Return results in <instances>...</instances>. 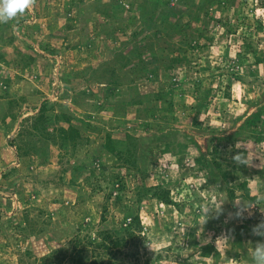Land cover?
I'll use <instances>...</instances> for the list:
<instances>
[{
  "label": "rangeland",
  "instance_id": "374dc122",
  "mask_svg": "<svg viewBox=\"0 0 264 264\" xmlns=\"http://www.w3.org/2000/svg\"><path fill=\"white\" fill-rule=\"evenodd\" d=\"M108 2L36 0L0 23V264H67L68 258L57 263L52 251L70 247L76 236L99 240L105 229L127 236L122 227L136 214L142 232L105 261L147 264L159 251L162 257L150 264H250L252 246L264 240L251 232L264 220V140L250 134L264 130V60L246 49L264 57V0H211L204 20L214 14L212 40L185 47L170 71L179 32L157 38L138 18L134 23L145 0H118L107 12ZM180 31L188 37L192 27ZM238 50L245 54L237 57ZM166 90L171 105L167 95L158 98ZM44 98L51 100L49 130L58 134L54 127L68 125L54 117L66 112L84 136L73 145L58 134L46 155L32 125ZM259 107L258 126L225 140L217 155L233 170L231 183L247 179L256 195L246 200L237 189L232 202L195 163L197 145L209 154L211 134L234 131ZM108 132L117 140L125 132L136 136L137 159L106 151ZM165 140L171 141L166 150ZM179 142L186 143L182 153L175 152ZM157 183L169 187L179 206L144 194L143 186ZM218 203L221 211L205 218V207ZM241 204L250 207L242 214ZM238 224L245 225L243 247L234 238ZM190 231L199 244L212 242L219 257H201Z\"/></svg>",
  "mask_w": 264,
  "mask_h": 264
},
{
  "label": "trees",
  "instance_id": "16d2710c",
  "mask_svg": "<svg viewBox=\"0 0 264 264\" xmlns=\"http://www.w3.org/2000/svg\"><path fill=\"white\" fill-rule=\"evenodd\" d=\"M170 2L171 0H145V2L140 4L139 7L141 13L139 15L140 17H129L130 19L132 17V21H134V23L137 22L138 18L141 27H145L146 30H150L151 33H153L157 38H159L163 34L170 35V33H175L176 30L177 32H179V35L181 36L179 44H174V46L173 43L171 44V46L174 48V51L177 52L176 54H173L174 56H171V64H168L169 71L172 68L170 65H172L173 61L176 60L175 57L179 56V52L184 50L185 47L193 50L198 49L208 43V41L212 40L213 36L209 33V29L212 26L209 21L214 18V14H212L210 16L211 19L208 18L207 22L204 20L205 13H209L208 10L211 0H199L198 8L196 5L197 9L192 6V4L197 2L196 0H176L175 4H170ZM220 3L221 2L218 1V4ZM115 5H119L118 0H110V2H108L107 4H103L104 7L108 8H105L107 9V12H109V10ZM159 6H162L163 8L158 9ZM163 15L164 17H162ZM156 17H161V20L157 22L155 19ZM191 20L195 22V25L192 26L190 24ZM229 26V24H226L227 30L230 29ZM189 27H192V34L187 37V35H185L186 33L184 34V32H181L180 29ZM256 28L258 30L263 29V24L261 22H258L256 24ZM246 51H252L257 62H261L264 60V57L256 54V51L254 49L247 48ZM244 54L245 52H241L240 50L236 52L237 57H241ZM147 64L153 65L154 61L150 60V62H147ZM145 66L147 65L145 64ZM166 95V101L167 103H169V105H171L172 95L170 90L162 92L161 95L158 96V98L161 96L165 97ZM202 95L204 99H207L209 97V94L206 92H204ZM50 104V99L44 98L42 100L39 106H37V111L35 114L36 118L32 124L33 128H35L39 132V136H37V142L38 145H40V148L38 147L39 150H42L44 147L47 148L46 151H42L44 155H46V152L48 154L50 153V144L56 142L58 134L61 139H63L65 144L67 143L66 141H70L73 145H76L80 140L84 138L78 126L74 123H71V116H69L66 112L55 113L54 117L55 120L59 119L58 117H60V119L62 117L64 121H66V123L68 122V125H57L56 127H54V129L58 130V134L56 133V131L53 132L52 130H49V124L51 120H49L50 116L46 114V111L51 108ZM199 105H201V103ZM153 109L154 106L149 105L145 107V111L149 113H151ZM11 115L13 118L17 117L16 113H12ZM262 115L263 108L259 107L251 112L248 116H246L243 123L240 124V126H238V128L234 131L224 134L222 132H215L211 134L209 154L200 150L199 145H197V150L199 153L194 156L195 163L199 166L200 170H204V175L208 179V181H210L220 189H224L226 191L227 197L232 202L238 195L237 189H240L241 196L246 200L255 199L256 195L251 193V188L247 179L231 183V179H235L232 172L233 170L231 171V168L227 167L228 164L225 165L217 155H219L220 151L222 150V143L225 140H230L233 137L240 135L242 129H244V127L247 125H253L257 127ZM262 122L263 121H261V123ZM250 134L253 141L257 142L264 140V130L261 127L250 130ZM118 139L119 140L113 138L111 133L108 132L106 136V142L103 145L106 148V151H109L110 153L117 155L118 157H123L124 155H127V157L133 155L135 157L136 150L139 146L138 138H136V136H134L130 132H125V137ZM170 143V140H165L164 150L170 147ZM176 145L177 147L175 146V152L182 153L183 150L186 149L185 142H179ZM56 154V156H58L60 155V152H57ZM236 154L239 155V150H236ZM134 159H137V157H135ZM126 160H128V158H126ZM134 166H137V163H134ZM261 171L263 172V170ZM76 175L77 174L75 172V176L72 177V180L75 179ZM143 189L145 190L144 194L146 195L150 194V196L155 197L166 204H174L176 206H179L178 202H176L172 198L169 187L165 186L163 183H157L151 186H143ZM125 219H127V217H125ZM142 227L143 226L141 225L139 215L136 214L131 217V219H129L125 227H122L123 230L127 232V236H119L113 231L105 229L104 231L100 232L101 234L99 236V240H95L91 235H84L82 237L76 236V238L73 240V245L66 248H64L63 246H59L57 249L53 250L51 254L54 255L57 263L61 260H64L65 258H68L69 261L67 262V264H113L112 262H110V260L105 261L104 255L112 252V250L117 247L125 246L128 243L129 239L136 236V233L140 235V233L142 232ZM244 228V224H238L233 230L235 241L237 240V245L241 247H243L241 238L242 230ZM193 234V231H190L189 235L191 238H188L189 242L194 246H199V255L201 257H208L210 255L216 258L219 257L220 253L217 250V247L212 242L199 244L198 240H196L195 237H192ZM161 257L162 253L158 251L155 253L154 260H158ZM154 260L149 259L147 261V264L154 262Z\"/></svg>",
  "mask_w": 264,
  "mask_h": 264
},
{
  "label": "clouds",
  "instance_id": "9594fccd",
  "mask_svg": "<svg viewBox=\"0 0 264 264\" xmlns=\"http://www.w3.org/2000/svg\"><path fill=\"white\" fill-rule=\"evenodd\" d=\"M36 3V0H0V23H8L15 20L18 16L23 15L26 10L31 9ZM237 163H244L242 157L235 156L233 158ZM241 214L246 207L244 204L239 205ZM221 211V203L208 205L204 209V216L210 212ZM251 232L254 236L264 237V220L259 224L252 226ZM225 239L226 238H222ZM250 264H264V240H258L252 246Z\"/></svg>",
  "mask_w": 264,
  "mask_h": 264
}]
</instances>
